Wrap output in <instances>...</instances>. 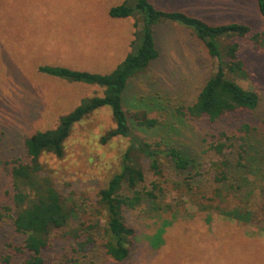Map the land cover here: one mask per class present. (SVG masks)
Returning a JSON list of instances; mask_svg holds the SVG:
<instances>
[{"label": "trees", "instance_id": "obj_1", "mask_svg": "<svg viewBox=\"0 0 264 264\" xmlns=\"http://www.w3.org/2000/svg\"><path fill=\"white\" fill-rule=\"evenodd\" d=\"M256 1L264 16V0ZM135 13L139 19L135 22L133 42L139 39V46L108 74L67 67L44 68L47 73L69 81L99 85L103 87V96L61 116L55 128L24 138L23 158L3 162L0 157L4 172L1 174L8 184L3 194L9 201L5 198L0 204V218L9 221L15 235L23 237L22 245L15 248L21 253V264L125 261L137 233L130 225L128 213L136 209L151 216H156L153 211H157L158 217L152 222L160 220L159 227L152 235L147 234L148 239L156 238L155 246L167 237L175 239L178 231L194 235L202 246H213L221 236L229 234L238 247L247 246V251L255 254V264H264V247L251 239H240L228 223L254 225L255 215L264 207V185L257 182L264 177V118L259 124L221 126L232 114L243 110L254 113L259 107L258 93L235 81V77L247 79L248 74L238 55L239 44L232 38L249 35L250 27L240 22L211 24L183 11L158 9L150 0H134L133 4L125 0L110 10L113 17ZM167 20L193 30L208 54L207 70L197 81H188L187 85L196 84L192 100L184 102L180 95L176 101L168 90H157L151 91V100L142 103L140 109L126 108L123 93L129 82L145 74L159 57L153 28ZM259 34L253 37L256 42L260 40ZM221 36L229 39L224 45L216 41ZM233 74L237 76L232 78ZM187 77L174 86L183 85ZM104 105L111 106L115 127L107 130L100 142L105 144L114 137L129 140L120 168L98 191L96 201L64 195L43 175L39 158L44 153L62 157L64 142L74 123ZM202 122L207 127L201 138L204 149L194 154L193 148L181 145L175 136L179 135V127ZM179 138H184V134ZM160 157L166 159L176 182L180 181V197L198 207L194 215L203 214L202 223L196 217H186L178 208L163 218L167 209L163 188L156 180L147 184L142 167L143 160H147L154 175L164 176ZM160 182L167 183V179ZM183 211L187 213L185 208ZM213 214L226 219L215 231L208 226ZM141 227L143 230L139 231L147 233L142 222ZM214 254L206 252L204 263L214 264ZM2 259L9 262L10 258L7 255Z\"/></svg>", "mask_w": 264, "mask_h": 264}, {"label": "rangeland", "instance_id": "obj_2", "mask_svg": "<svg viewBox=\"0 0 264 264\" xmlns=\"http://www.w3.org/2000/svg\"><path fill=\"white\" fill-rule=\"evenodd\" d=\"M124 2L0 0V157L3 162L24 157V138L55 128L61 116L88 104L94 97L103 96V87L99 85L69 81L47 73L44 68L67 67L101 75L115 69L139 46V39L133 42L139 15H110L113 7ZM150 2L158 9L183 11L211 24L240 22L250 27L249 35L232 38L239 44L238 55L248 74L247 79L235 77V81L258 93L259 107L254 113L238 111L221 126H237L245 122L259 124L264 118V16L258 10L257 1ZM129 3L133 4L134 0H129ZM256 33H260L257 42L253 38ZM153 34L159 57L145 74L133 78L123 93L125 107L132 110L140 109L142 103L151 100V91L168 90L176 101L180 95L184 102L192 100L196 84L187 83H190L189 80L197 81L198 76L207 70L205 46L191 28L167 20L156 24ZM216 41L224 45L229 39L221 36ZM186 75L188 77L183 85L175 87ZM234 76L237 75L233 74L232 78ZM114 127L115 120L109 105L101 106L75 122L64 142L62 157L51 153L40 156L43 175L48 176L64 195L96 201L98 191L119 170L122 155L129 145L125 137H114L105 144L100 142L101 136ZM206 129L203 122L181 126L175 138L181 140V145L193 148L196 154L204 149L201 138ZM181 133L184 138H179ZM205 157L208 158V155ZM160 166L164 176L157 177L148 168V161L142 162L145 182L150 184V181L156 180L163 188L164 203L167 205L163 218L181 210L186 217H196L197 222L202 223V219L205 220L203 214H193L198 207L189 203L186 197H180L181 187L177 185L180 181L176 182L170 174L163 157H160ZM2 170L0 167V204L8 197L3 194L8 184L4 174H1L4 173ZM166 179L167 183L160 182ZM257 182L264 185V177H259ZM261 209L255 215L254 225L228 223L240 239H251L264 247V207ZM153 212L156 216L143 215L139 209L128 213L132 221L130 225L137 230L129 257L125 261L109 260L102 264H206L205 253L211 251L215 252L211 255L215 259L214 264H255V254L248 252L247 246L238 247L229 234L221 236L219 243L213 246H202L194 235L178 231L174 234L175 239L167 237L163 239L164 243L155 246L156 238L148 239L147 236L159 227V219L152 222L158 217L157 211ZM209 218L211 222L208 226L214 231L226 220L217 214ZM141 222L147 226V233L139 231L143 230ZM22 243L23 237L14 234L9 221L0 218V264H21V253L15 248ZM7 255L9 262L2 259Z\"/></svg>", "mask_w": 264, "mask_h": 264}]
</instances>
